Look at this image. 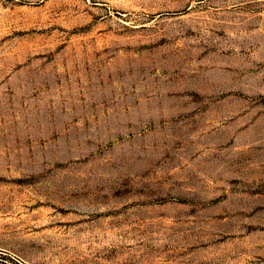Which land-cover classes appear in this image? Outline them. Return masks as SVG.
Returning <instances> with one entry per match:
<instances>
[{
	"label": "rangeland",
	"instance_id": "obj_1",
	"mask_svg": "<svg viewBox=\"0 0 264 264\" xmlns=\"http://www.w3.org/2000/svg\"><path fill=\"white\" fill-rule=\"evenodd\" d=\"M0 264H264V0H0Z\"/></svg>",
	"mask_w": 264,
	"mask_h": 264
}]
</instances>
